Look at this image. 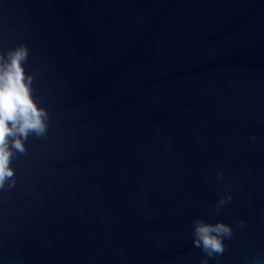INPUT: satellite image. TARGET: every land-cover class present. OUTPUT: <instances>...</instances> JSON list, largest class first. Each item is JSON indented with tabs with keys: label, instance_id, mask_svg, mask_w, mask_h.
I'll return each mask as SVG.
<instances>
[{
	"label": "water",
	"instance_id": "obj_1",
	"mask_svg": "<svg viewBox=\"0 0 264 264\" xmlns=\"http://www.w3.org/2000/svg\"><path fill=\"white\" fill-rule=\"evenodd\" d=\"M20 44L51 120L0 190V264H200L198 218L234 229L209 264H264V0H0Z\"/></svg>",
	"mask_w": 264,
	"mask_h": 264
},
{
	"label": "clouds",
	"instance_id": "obj_2",
	"mask_svg": "<svg viewBox=\"0 0 264 264\" xmlns=\"http://www.w3.org/2000/svg\"><path fill=\"white\" fill-rule=\"evenodd\" d=\"M30 50L27 44H20L6 52L0 49V190H10L16 186V169L12 163L27 153L30 137L45 138L48 135L51 116L41 101L35 98L36 76L26 71ZM255 142L256 137H250ZM224 172L217 170V180H223ZM233 196L221 193L215 205L216 215L231 203ZM245 228L247 222H237ZM234 229L223 221L215 223L204 218L193 222V246L204 253L200 264H209V259L222 256L231 240ZM256 264V261H252Z\"/></svg>",
	"mask_w": 264,
	"mask_h": 264
}]
</instances>
